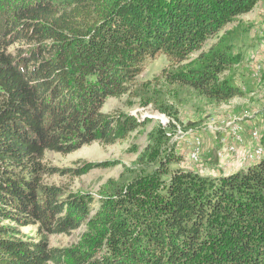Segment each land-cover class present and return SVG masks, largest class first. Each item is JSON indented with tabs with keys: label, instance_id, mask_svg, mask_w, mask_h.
<instances>
[{
	"label": "trees",
	"instance_id": "obj_1",
	"mask_svg": "<svg viewBox=\"0 0 264 264\" xmlns=\"http://www.w3.org/2000/svg\"><path fill=\"white\" fill-rule=\"evenodd\" d=\"M260 1L0 0V264H264V132L260 160L219 178L171 168L182 158L174 148L142 155L153 169L114 182L79 251L16 228L54 235L87 221L94 198L41 187V162L135 130L136 119L101 110L130 93L147 61L164 56L169 81L207 99L245 97L223 76L236 64L232 32L189 57Z\"/></svg>",
	"mask_w": 264,
	"mask_h": 264
},
{
	"label": "rangeland",
	"instance_id": "obj_2",
	"mask_svg": "<svg viewBox=\"0 0 264 264\" xmlns=\"http://www.w3.org/2000/svg\"><path fill=\"white\" fill-rule=\"evenodd\" d=\"M224 32H232L228 43L236 64L223 76L233 79L246 93L245 97L223 103L207 99L188 87L171 83L167 75L172 67L164 56L147 61L145 71L135 80L130 93L119 99H108L101 110L104 114H124L136 119L135 130L110 146L91 143L67 155L46 152L41 162L44 168L41 187L94 198L87 221L75 231L54 235L37 223L26 227L12 225L18 228L20 238L46 242L50 248L77 251L84 248L93 234L97 215L113 199L114 182L131 183L137 177L145 178L153 169L154 163L140 165L139 158L144 154L142 160L149 161L154 154L174 148L182 158L179 165L171 168L210 178L245 170L250 165L248 156L262 150L259 141L264 132V0L248 14L238 16L216 38L207 40L200 51L190 55V61L200 53H207ZM18 46L13 45L8 51ZM242 125L247 126L258 145L239 155L243 140L242 144L236 141L234 128ZM195 137L199 138V147L195 150L199 148L201 154L197 163L191 158ZM229 144L238 145L233 154L224 153Z\"/></svg>",
	"mask_w": 264,
	"mask_h": 264
},
{
	"label": "built area",
	"instance_id": "obj_3",
	"mask_svg": "<svg viewBox=\"0 0 264 264\" xmlns=\"http://www.w3.org/2000/svg\"><path fill=\"white\" fill-rule=\"evenodd\" d=\"M189 133H192V132L190 131V132L183 134V135L186 136ZM238 137L240 138V143H241V136L239 134H238ZM237 146L238 145H232V144L227 145L226 148L224 149V153L233 154L235 152V148ZM195 147H199V138H196V137L192 141V148L191 149H192V155L194 157V163H197L200 159V155H195ZM220 157L222 158L223 154H221ZM257 161H259V155L257 153H251L248 156L249 164L255 163Z\"/></svg>",
	"mask_w": 264,
	"mask_h": 264
},
{
	"label": "crops",
	"instance_id": "obj_4",
	"mask_svg": "<svg viewBox=\"0 0 264 264\" xmlns=\"http://www.w3.org/2000/svg\"><path fill=\"white\" fill-rule=\"evenodd\" d=\"M238 128H240L238 133L243 140V146L241 147V150L239 152V155H241L242 151L255 149L258 144H256L255 140H253V136L251 135V132L248 130L247 126L242 125L241 127Z\"/></svg>",
	"mask_w": 264,
	"mask_h": 264
},
{
	"label": "bare ground",
	"instance_id": "obj_5",
	"mask_svg": "<svg viewBox=\"0 0 264 264\" xmlns=\"http://www.w3.org/2000/svg\"><path fill=\"white\" fill-rule=\"evenodd\" d=\"M238 127H236V128H234V134L236 133V135H235V139H236V141H238L239 143H240V138L238 137ZM241 141H242V139H241ZM201 142V141H200ZM234 142V141H233ZM235 143V142H234ZM242 144V143H241ZM202 152V151H201ZM258 155H259V152H256ZM200 154V150H199V148H196V150H195V155H199ZM192 155V154H191ZM201 155V154H200ZM191 157V156H190ZM192 160H194V157H193V155H192Z\"/></svg>",
	"mask_w": 264,
	"mask_h": 264
}]
</instances>
